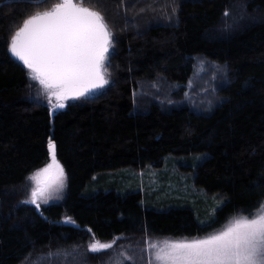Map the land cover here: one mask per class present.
Returning a JSON list of instances; mask_svg holds the SVG:
<instances>
[{"label":"trees","instance_id":"obj_1","mask_svg":"<svg viewBox=\"0 0 264 264\" xmlns=\"http://www.w3.org/2000/svg\"><path fill=\"white\" fill-rule=\"evenodd\" d=\"M60 2L0 0V264L76 248L85 264H133L115 252L204 234L193 209L143 206L141 191L83 194L96 174L169 157L200 156L193 184L224 203L215 220L264 213V0H74L113 31L110 86L53 114L31 99L30 70L10 44L25 19ZM50 140L70 193L43 210L25 202L26 179L51 161ZM114 239L108 250L86 246Z\"/></svg>","mask_w":264,"mask_h":264},{"label":"snow or ice","instance_id":"obj_2","mask_svg":"<svg viewBox=\"0 0 264 264\" xmlns=\"http://www.w3.org/2000/svg\"><path fill=\"white\" fill-rule=\"evenodd\" d=\"M111 44L112 33L99 11L61 0L50 11L25 19L11 38L10 51L43 86L49 102L55 99L53 108L62 109L64 101L109 83L105 61ZM48 148L52 162L32 177L36 187L30 202L37 208L54 186L57 191L64 187V168L56 159L55 143L50 140ZM146 243L149 264H264V213L236 218L204 238ZM114 244L96 240L89 250L104 251ZM120 255L124 262L132 259L123 252Z\"/></svg>","mask_w":264,"mask_h":264},{"label":"rangeland","instance_id":"obj_3","mask_svg":"<svg viewBox=\"0 0 264 264\" xmlns=\"http://www.w3.org/2000/svg\"><path fill=\"white\" fill-rule=\"evenodd\" d=\"M130 14V12H128ZM130 16H132L130 14ZM105 19V18H104ZM106 21V19H105ZM107 23V21H106ZM109 30L112 33V44L109 48V52L107 54V59L105 61V69H106V79H110L107 73V66L109 64V57L112 53L113 44H114V35L111 27L109 26ZM198 71L196 77L201 76L202 73L205 72L206 66L205 62L202 60L199 61V66L197 67ZM29 93L32 100H37L42 104H48L53 108V104L56 103L55 99L52 98L51 103L49 102V98L43 89V86L39 84L38 81H35L31 78V74L29 73ZM103 86L102 88L95 89L89 92L87 95L80 97L78 99H68L64 101L65 106L69 105L71 102H81L93 94L101 92L108 88L109 86ZM194 91L191 89L190 85L188 84L187 92L189 93L186 96V101H189V105H192L194 98L197 96L196 94H191ZM204 102L206 99H202ZM59 110V109H58ZM202 156H205L203 154ZM51 157V156H50ZM200 160V156L195 157L191 161H187L183 157H169L163 163L164 165L160 168L156 167H147L143 169V171H136L131 169H122L119 172H108L105 174H96L93 180L89 183V185L83 190L84 195H93L99 191H106L114 190L119 195H127L132 192H139L143 193L142 197V205L154 207L158 209H168V208H175V207H187L193 209L195 211V215L197 219L202 223L201 225L210 226L208 229L205 230L204 234L202 235H192L187 234L186 236L180 238H160L155 240H150L152 242H157L162 244L164 241H179V240H191V239H198L204 238L207 235L213 234L217 231H221L226 228L234 219L241 217L242 215L238 214L237 216H228L226 220H215L217 216V211L224 206V203L217 200L216 196H209L205 192L201 193V191L197 188L195 184H193V177L194 172L197 167V162ZM62 166L61 160L58 161ZM51 163V161L49 162ZM49 163L37 168L36 171L31 173L27 179V199L25 202L31 201V191L33 188L36 187L35 180L32 179L35 174L45 168ZM64 168V166H63ZM65 173V180H64V187L57 191L55 190V186L50 193L49 198L45 200H39L38 203L40 208L43 210H47L51 208V206L55 205H62L64 204L65 200L69 196L70 193V181L68 180L66 169L64 168ZM166 179V176L170 178V180L164 182L162 180ZM252 215L249 217L251 218ZM212 223V224H210ZM117 239L112 240L116 241ZM146 239L143 242H136L135 244H129L127 247H123L122 249H118L114 255L117 258L118 262H122L124 260L123 256L120 253H125L127 256L131 257V263L137 264H149V253L147 251V242ZM92 243V242H91ZM90 242L86 246L89 247ZM66 251V252H64ZM63 252L53 251L51 254H47L48 256H41L37 257L36 259L31 260L27 264H85V259L83 255L80 254V250L76 249H69L64 250ZM125 263V262H123Z\"/></svg>","mask_w":264,"mask_h":264},{"label":"water","instance_id":"obj_4","mask_svg":"<svg viewBox=\"0 0 264 264\" xmlns=\"http://www.w3.org/2000/svg\"><path fill=\"white\" fill-rule=\"evenodd\" d=\"M17 58V57H16ZM18 59V58H17ZM19 60V59H18ZM20 61V60H19ZM20 62H22V61H20ZM23 63V62H22ZM58 109H61V108H56V109H54V108H52L51 110H52V113L53 114H55L57 111H58Z\"/></svg>","mask_w":264,"mask_h":264},{"label":"bare ground","instance_id":"obj_5","mask_svg":"<svg viewBox=\"0 0 264 264\" xmlns=\"http://www.w3.org/2000/svg\"><path fill=\"white\" fill-rule=\"evenodd\" d=\"M56 159H57V157H56ZM52 162V161H51Z\"/></svg>","mask_w":264,"mask_h":264}]
</instances>
